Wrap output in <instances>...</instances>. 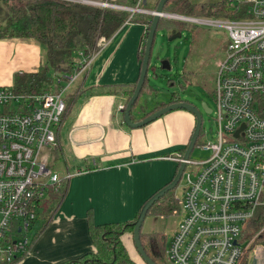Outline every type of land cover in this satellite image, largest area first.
<instances>
[{
  "label": "built area",
  "instance_id": "1",
  "mask_svg": "<svg viewBox=\"0 0 264 264\" xmlns=\"http://www.w3.org/2000/svg\"><path fill=\"white\" fill-rule=\"evenodd\" d=\"M137 1L135 9L76 2L153 16V11L138 8L143 0ZM226 2V17L162 16L220 29L227 37L213 95L216 139L201 145L209 159L193 164L190 157H163L185 165L179 201L183 217L165 252L169 264H239L251 247L244 233L264 207V0ZM82 56L79 52L76 60L81 70L64 81L50 73L54 85H62L59 91L52 87L43 94L23 95L0 88V263H11L26 251L47 191L60 181L47 150L56 144L65 95L94 58Z\"/></svg>",
  "mask_w": 264,
  "mask_h": 264
},
{
  "label": "crops",
  "instance_id": "2",
  "mask_svg": "<svg viewBox=\"0 0 264 264\" xmlns=\"http://www.w3.org/2000/svg\"><path fill=\"white\" fill-rule=\"evenodd\" d=\"M144 35V25L127 22L75 81L73 87L79 94L72 97L56 127L55 146L47 150L50 165L58 158L65 172H70L65 201L18 264H65L94 253L86 221L88 210L94 213L96 224L131 221L174 177L178 165L162 156L188 145L194 117L177 110L143 128L121 124L119 107H124L127 96L117 88L124 90L137 83L141 72L138 51ZM45 64L43 47L35 40H0V88H12L17 74L36 73ZM140 115V111L134 113L133 123H138ZM124 243L138 262L130 239L126 237Z\"/></svg>",
  "mask_w": 264,
  "mask_h": 264
},
{
  "label": "trees",
  "instance_id": "3",
  "mask_svg": "<svg viewBox=\"0 0 264 264\" xmlns=\"http://www.w3.org/2000/svg\"><path fill=\"white\" fill-rule=\"evenodd\" d=\"M76 1L77 0H75V2L67 0H0V40L22 38L33 39L43 47L46 56V64L40 68L38 72L17 74L16 77H14L12 90H14L15 93L23 95H39L50 91L52 87L53 92L57 90L59 91L62 85H54V76L52 75L53 78H51L50 73L52 72L54 75L56 74V78L61 81H64L65 77L74 75V73L81 70V66L76 63V60H78V53H83L82 58H85L86 56H89V58L95 57L101 50L102 46L110 41V39L114 37V34H116L127 22L145 26V35L142 41L143 44H141L138 51L141 65L147 33L153 19L151 15H141L139 13L132 14L129 12L127 13L126 11L113 10ZM82 1L109 5L114 4L115 6L125 5L123 7L129 9H135L138 4L137 0H117L115 2L109 0ZM158 3L159 0H153V3L139 4L138 8L152 12L156 10ZM225 4L226 0L213 4H194L189 0H169L164 5L163 12L187 17H218ZM182 24L183 23L181 22H168L165 19H160L156 29L158 32L169 33L171 36L182 30V28H180L181 26L183 27ZM175 28H178V30ZM88 68L82 72L81 76L85 74L84 72L88 70ZM148 83L147 75L144 81V86L142 87L139 97L134 103L130 113L132 122L135 119V112L137 113L140 111L141 115L139 118L141 119L136 121L139 122L170 104L182 102L172 94L168 103L156 102L155 106L153 105L154 107L149 111H146L147 108H145V103H140L142 100L141 98H143L145 94H148L151 97L157 95L154 92L153 86L148 85ZM135 86L136 83L131 85V87L128 86V88L124 90L121 87L117 88L121 94L127 96L123 107L124 109L133 95ZM79 91V89L72 86L65 95V113L69 108L72 97L78 95ZM113 91L118 92L115 89ZM121 118V124L125 127L122 114ZM61 122L62 120L60 123ZM197 145L198 141H196L195 147ZM186 148L187 145L176 150V152L172 154H166L162 157L168 155L174 156L175 154L184 156ZM57 162H59V159H54V163ZM176 168L174 177L179 165ZM86 169L88 168L86 167ZM78 172L81 173L82 170ZM69 174V171L65 172L64 175L61 176L56 187L50 188L47 191V196L42 202L40 218L32 229L33 234L30 244L26 248V251L8 264H18L25 259L32 251L34 244L42 232L52 222L58 209L61 207L63 201H65L64 199L70 183V178H67L66 176H69ZM172 180L164 187L169 185ZM178 207L179 200L176 199L174 190H172L155 202L148 210L147 215L157 217L172 215L177 212ZM140 210L131 221L106 224H96L93 217L94 213L91 210H88L86 212V221L87 227H89L88 232L90 238L95 247V252L85 255L84 257L81 256V258L77 260L67 261L65 264H139L131 257L124 241L126 237L129 238L136 251L133 242V228ZM251 225L254 232L264 228V207L261 206L256 211ZM245 239L248 241V238ZM139 240L146 256L154 264H169L165 258V252L169 243L167 244L163 235L146 234L141 232ZM251 245L252 247L239 264H248L249 252L254 246H259L262 249L264 248V230L257 235ZM139 259L142 261L140 257Z\"/></svg>",
  "mask_w": 264,
  "mask_h": 264
},
{
  "label": "rangeland",
  "instance_id": "4",
  "mask_svg": "<svg viewBox=\"0 0 264 264\" xmlns=\"http://www.w3.org/2000/svg\"><path fill=\"white\" fill-rule=\"evenodd\" d=\"M67 1L75 2V0ZM189 1L194 4H213L222 0ZM88 5L92 4L88 3ZM123 6L125 5H121V7ZM227 11H229V7L226 2L220 12V16L202 18L216 19L226 17L229 14ZM165 20L175 22L168 19ZM182 25L183 27H180L182 30L179 32L181 37L171 42L169 38L173 35L170 36L166 32H156L152 48V60L148 71V81L157 95L148 96L141 100L140 103H145L146 108L150 110L156 102L168 103L171 95L174 94L177 98L192 104L198 109L202 119V126L197 140L198 145L194 148L190 160L193 164H200L206 162L210 157V153L204 150L201 145L215 142L216 139L217 116L215 114L213 95L218 70L217 63L224 57L227 37L224 31L213 29V27L209 28L188 23H183ZM175 29L178 30V28ZM157 57L159 59L165 58L168 61L170 71L161 69L158 59L156 60ZM202 102L206 104L212 113L208 114L202 111ZM2 111L3 108L0 107V112ZM52 170L61 176L65 173L61 162L54 163ZM189 170L190 167L187 168L186 172ZM183 188L184 182L180 180L174 189L176 199L179 201H182ZM182 217L181 206L172 215H163L162 217L147 215L141 232L163 235L168 244ZM262 229L254 232L251 223L247 227L244 238H248L251 247L252 242L262 232ZM249 259L251 260L250 264H264V248L254 246L249 252ZM138 262L144 264L140 259H138Z\"/></svg>",
  "mask_w": 264,
  "mask_h": 264
},
{
  "label": "water",
  "instance_id": "5",
  "mask_svg": "<svg viewBox=\"0 0 264 264\" xmlns=\"http://www.w3.org/2000/svg\"><path fill=\"white\" fill-rule=\"evenodd\" d=\"M167 1H169V0H159V3L156 7V10H154L152 12L153 19H152V22H151V25H150V28L148 30L147 37H146L143 59H142L141 66H140L141 72H139V78H138V81L136 83L133 95L130 98V100L128 101L125 109L122 111L123 123L128 128L138 129V128H143L144 126L156 121L157 119L161 118L162 116H164L170 112H174L177 110L186 111L187 113L191 114L195 119L194 130H193V133H192L191 138L189 140V143L187 145L185 154H184V160H188L189 157L191 156L194 148H195V144H196V141H197V138L199 136L201 126H202L201 115H200L198 109L195 108V106L189 104L188 102H183V101L179 102V103H173V104H170L167 107L153 113L151 116H149L148 118H146V119H144L138 123H133L131 121V117H130L132 107H133L134 103L136 102V100L138 99L139 94L142 90V87L144 86L145 78L148 75L150 62H151V58H152V48H153V45L155 42V37H156V32H157L156 28L158 26L159 20L162 19L163 15H165V13L163 12V7L167 3ZM143 4H145V3H143ZM180 37H181L180 33H177V34L171 36V38H169V40L171 42L172 40H174L176 38H180ZM157 58L159 59V57H157ZM160 67L163 70L170 71V66H169V63L167 60L161 61ZM201 108H202V111H204L205 113H208V114L212 113L209 110V108L206 106L205 103L201 104ZM184 168H185V165L181 164L179 166L177 173H176L174 179L172 180V182L169 185H167L166 187L159 190L156 194H154L152 197H150L145 202V204L142 206V208L139 212L137 220L134 223L133 242H134L137 254L139 255V257L142 259V261L145 264H154V263L146 256V254H145V252L141 246L140 240H139L144 219L147 215L148 210L150 209V207L155 202H157L160 198H162L164 195H166L167 193H169L170 191L174 190L177 187V185L179 184V182L181 180V176H182V173L184 171Z\"/></svg>",
  "mask_w": 264,
  "mask_h": 264
},
{
  "label": "flooded vegetation",
  "instance_id": "6",
  "mask_svg": "<svg viewBox=\"0 0 264 264\" xmlns=\"http://www.w3.org/2000/svg\"><path fill=\"white\" fill-rule=\"evenodd\" d=\"M158 58H156V60H157ZM151 60H152V58H151ZM163 60H166L165 58H161V59H158V61H159V63L161 62V61H163ZM177 98V97H176ZM177 99H179V98H177ZM181 99H179V101H180ZM181 101H183V100H181ZM183 102H186V101H183ZM203 103V102H202ZM201 103V104H202ZM190 104V103H189ZM192 105V104H191ZM196 108V107H195Z\"/></svg>",
  "mask_w": 264,
  "mask_h": 264
}]
</instances>
